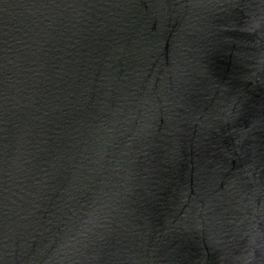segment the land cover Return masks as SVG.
<instances>
[{
	"label": "water",
	"instance_id": "1",
	"mask_svg": "<svg viewBox=\"0 0 264 264\" xmlns=\"http://www.w3.org/2000/svg\"><path fill=\"white\" fill-rule=\"evenodd\" d=\"M0 264H264V0H0Z\"/></svg>",
	"mask_w": 264,
	"mask_h": 264
}]
</instances>
